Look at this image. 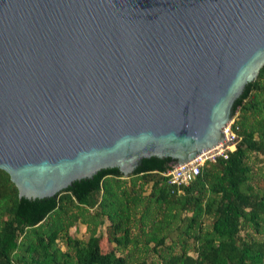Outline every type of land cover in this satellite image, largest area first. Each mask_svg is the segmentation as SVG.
Listing matches in <instances>:
<instances>
[{"label":"water","instance_id":"obj_1","mask_svg":"<svg viewBox=\"0 0 264 264\" xmlns=\"http://www.w3.org/2000/svg\"><path fill=\"white\" fill-rule=\"evenodd\" d=\"M263 65L264 0H0V169L35 199L189 161Z\"/></svg>","mask_w":264,"mask_h":264},{"label":"trees","instance_id":"obj_2","mask_svg":"<svg viewBox=\"0 0 264 264\" xmlns=\"http://www.w3.org/2000/svg\"><path fill=\"white\" fill-rule=\"evenodd\" d=\"M236 111V148L180 187L163 174L171 157L143 158L127 177L104 168L35 199L0 169V264H264V65ZM77 222L87 239L69 232Z\"/></svg>","mask_w":264,"mask_h":264},{"label":"built area","instance_id":"obj_3","mask_svg":"<svg viewBox=\"0 0 264 264\" xmlns=\"http://www.w3.org/2000/svg\"><path fill=\"white\" fill-rule=\"evenodd\" d=\"M233 123L234 116L223 128V142L220 141L216 146L203 150L189 161L173 164L170 171L163 172L168 177V181L177 187L187 185L201 171V167L206 161H213L217 156L226 157L228 151L234 150L239 138L232 128Z\"/></svg>","mask_w":264,"mask_h":264},{"label":"rangeland","instance_id":"obj_4","mask_svg":"<svg viewBox=\"0 0 264 264\" xmlns=\"http://www.w3.org/2000/svg\"><path fill=\"white\" fill-rule=\"evenodd\" d=\"M237 114L238 112L236 111L234 114V118H237ZM238 138L240 139V137L238 136ZM147 188L145 190V192H148L150 189V184L146 185ZM181 190H178V192H180ZM181 193V192H180ZM188 215H190V213H188ZM209 220V219H208ZM206 220L205 224L207 225L209 223V221ZM108 224V221H105L104 225L99 226L97 233L101 234V235H105L106 232V225ZM69 232L72 234L73 237L79 238V239H87L88 235H89V231L87 229V225L85 223H81V222H77L76 224H74L73 226H71L69 228ZM169 241V240H168ZM151 244V243H150ZM191 254H193V252H190ZM156 259V255L154 253H150L147 256V260L150 262H153Z\"/></svg>","mask_w":264,"mask_h":264}]
</instances>
